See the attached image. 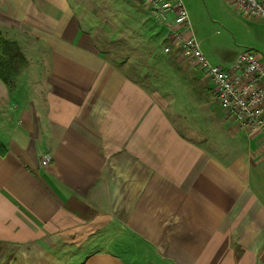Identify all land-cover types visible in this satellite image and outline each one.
<instances>
[{"label": "crops", "instance_id": "1", "mask_svg": "<svg viewBox=\"0 0 264 264\" xmlns=\"http://www.w3.org/2000/svg\"><path fill=\"white\" fill-rule=\"evenodd\" d=\"M0 34L28 60L0 80V264H264V126L210 78L183 113L110 62L73 0H0Z\"/></svg>", "mask_w": 264, "mask_h": 264}, {"label": "rangeland", "instance_id": "2", "mask_svg": "<svg viewBox=\"0 0 264 264\" xmlns=\"http://www.w3.org/2000/svg\"><path fill=\"white\" fill-rule=\"evenodd\" d=\"M73 3L110 62L152 90H161L175 99L183 113L188 109L201 112V101L205 99L203 86L211 95L212 84L204 80L193 61L179 57L176 49L164 53L163 37L168 29L151 18L150 9L138 0H73ZM183 3L193 33L210 62L227 67L235 56L248 49L264 60L263 20L238 13L229 0H183ZM213 100L216 103L214 96Z\"/></svg>", "mask_w": 264, "mask_h": 264}, {"label": "built area", "instance_id": "3", "mask_svg": "<svg viewBox=\"0 0 264 264\" xmlns=\"http://www.w3.org/2000/svg\"><path fill=\"white\" fill-rule=\"evenodd\" d=\"M150 9L159 24L166 26V47L169 54L176 49L184 58L193 61L211 79L221 108L232 115L242 128L264 126V60L254 50L240 53L233 66L225 69L212 64L195 37L189 13L183 0H138ZM240 14L264 21V0H229ZM51 161L42 160L43 166Z\"/></svg>", "mask_w": 264, "mask_h": 264}, {"label": "trees", "instance_id": "4", "mask_svg": "<svg viewBox=\"0 0 264 264\" xmlns=\"http://www.w3.org/2000/svg\"><path fill=\"white\" fill-rule=\"evenodd\" d=\"M27 65L28 60L19 45L0 34V80L8 87H13ZM6 152L0 141V156Z\"/></svg>", "mask_w": 264, "mask_h": 264}]
</instances>
